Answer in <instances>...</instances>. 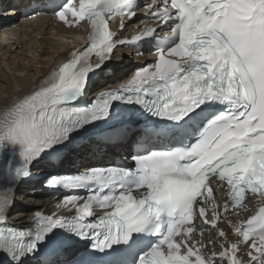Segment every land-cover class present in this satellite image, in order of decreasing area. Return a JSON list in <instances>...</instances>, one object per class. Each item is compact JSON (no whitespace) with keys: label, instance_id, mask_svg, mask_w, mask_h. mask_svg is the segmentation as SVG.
<instances>
[{"label":"snow or ice","instance_id":"1","mask_svg":"<svg viewBox=\"0 0 264 264\" xmlns=\"http://www.w3.org/2000/svg\"><path fill=\"white\" fill-rule=\"evenodd\" d=\"M56 7L66 26L87 22L90 30L86 45L37 85L0 102V254L29 264L83 240L96 255L80 264H264V0H63ZM141 8L154 26L118 39L111 22L119 17L122 31ZM139 43L154 51V62L81 104L114 49ZM121 106L141 113L145 139L121 163L50 176L48 187L70 194L50 214L35 211L30 226H9L15 190L33 167ZM252 197L258 209L234 222L230 215L247 211Z\"/></svg>","mask_w":264,"mask_h":264},{"label":"bare ground","instance_id":"2","mask_svg":"<svg viewBox=\"0 0 264 264\" xmlns=\"http://www.w3.org/2000/svg\"><path fill=\"white\" fill-rule=\"evenodd\" d=\"M13 11L6 14L3 13L1 20H6L14 16ZM5 17V18H4ZM20 17L10 19L8 23L7 33L13 32L15 43L9 48H1L0 53V102L10 99L16 94H24L31 87L38 84L39 78L46 75L53 67V63L58 56H61L67 50L68 44L63 43L61 38H55L48 34L52 30H45L43 27L49 25L48 19L38 22L31 20L20 21ZM32 27V31H38L30 35L26 31ZM61 31L60 26H57ZM25 32L21 35L19 32ZM71 31L64 30L61 32L63 36L71 34ZM20 50H17L19 46ZM17 46L16 50H12ZM127 55L118 54L113 60V67L119 70L129 67L130 63H126ZM79 151H74L77 154ZM90 165L83 166L87 168ZM91 167V166H90ZM38 172V170H36ZM36 189L22 190L17 196V208L12 210L10 218L14 222L28 223L32 217L33 211L44 205H48L47 200H41V195L37 194Z\"/></svg>","mask_w":264,"mask_h":264},{"label":"rangeland","instance_id":"3","mask_svg":"<svg viewBox=\"0 0 264 264\" xmlns=\"http://www.w3.org/2000/svg\"><path fill=\"white\" fill-rule=\"evenodd\" d=\"M4 13V12H3ZM3 15V14H2ZM1 14H0V16H2ZM1 18V17H0Z\"/></svg>","mask_w":264,"mask_h":264}]
</instances>
